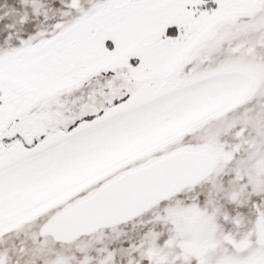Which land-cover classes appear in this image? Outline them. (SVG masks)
Wrapping results in <instances>:
<instances>
[{"label": "snow or ice", "instance_id": "snow-or-ice-1", "mask_svg": "<svg viewBox=\"0 0 264 264\" xmlns=\"http://www.w3.org/2000/svg\"><path fill=\"white\" fill-rule=\"evenodd\" d=\"M0 264H264V0H0Z\"/></svg>", "mask_w": 264, "mask_h": 264}]
</instances>
